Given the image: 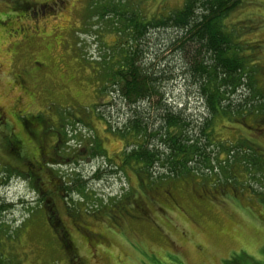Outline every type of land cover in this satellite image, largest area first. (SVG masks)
<instances>
[{
  "label": "rangeland",
  "instance_id": "1",
  "mask_svg": "<svg viewBox=\"0 0 264 264\" xmlns=\"http://www.w3.org/2000/svg\"><path fill=\"white\" fill-rule=\"evenodd\" d=\"M233 1L225 30L247 75L234 93L229 83L221 89L232 110L239 101L250 109L263 104L264 0ZM108 2L0 0V264H233L244 255L264 264V162L220 166L222 153L212 168L177 176L126 157L144 137L158 141L165 109H184L188 120L210 119L215 145L245 139L264 161L263 113L210 118L184 56L191 43L171 30L140 40L157 93L134 102L103 87L105 62L125 44L115 22L98 16ZM131 2L147 19L183 4ZM38 149L60 162L40 164Z\"/></svg>",
  "mask_w": 264,
  "mask_h": 264
},
{
  "label": "trees",
  "instance_id": "2",
  "mask_svg": "<svg viewBox=\"0 0 264 264\" xmlns=\"http://www.w3.org/2000/svg\"><path fill=\"white\" fill-rule=\"evenodd\" d=\"M131 1L115 2V0H111L98 11V16L110 17L109 19L115 22L116 30L123 35V40H125V44L122 43L119 48L115 47L118 49V51L115 50L114 56L116 57L112 61L105 62L108 71L103 77V87L106 82L113 84L114 87L118 86L126 97L134 102L145 100L144 98L150 94L157 93L154 87L155 81H157L154 74L150 73V69L141 63L140 40L151 31L171 30L177 35L179 33L182 38L191 43L193 50L189 53L186 52L184 56L189 60L193 82L196 85L199 84V88H201L204 106L210 118L218 116L231 118L234 115L245 118L247 115L256 116L263 113V117L260 119L264 121V95L260 91L257 98L261 99L263 104L250 106L249 109L244 108L248 103L243 104V101H239L235 109L232 110V103L226 104L231 100L230 97H226L225 91L221 89L222 86L229 83L230 92L234 93L236 89L243 86L247 75L246 60L240 54V47L233 44V37L226 32L224 24L227 15L236 8L240 1L183 0L181 8L160 13L156 15L157 17L152 16L148 19L147 16L141 15L138 3ZM17 4V7H20L19 1ZM21 5L28 8L29 3L25 2ZM95 9L97 10V7ZM257 110L260 111V114ZM164 111L166 121L162 124V130L159 131L160 137L157 135L158 141L152 144L145 141L147 138L144 137V142L137 143L131 153L126 155L127 158L135 159L134 163L141 165L142 169L149 171L150 168L153 169L161 164V169L169 170V173H174L177 176H186L191 172L197 174V170L212 168L214 160L218 161L219 154L222 153H224V157L219 161L220 166L224 162L229 163L230 168L234 165L240 168L248 165L256 167V160L264 162L257 151V146L253 147V144L245 139L237 140V144L227 142L230 143L227 145V143L219 142L215 145L216 141L211 138L209 131L211 127L209 118L203 120L199 117L191 121L185 118L183 113L186 110L184 109L179 110V113L170 109ZM193 122L196 127H199V131L192 135L184 127L189 126L188 123L193 124ZM21 123L25 128L27 119L25 118ZM139 124L131 126L135 135H141L143 132ZM13 148L14 146L11 147V150ZM47 162V164H56V161ZM60 240L63 242L62 247L71 255L70 258H73V246L67 234H64V239L60 238ZM231 263L256 264L257 262L244 255L232 258Z\"/></svg>",
  "mask_w": 264,
  "mask_h": 264
},
{
  "label": "flooded vegetation",
  "instance_id": "3",
  "mask_svg": "<svg viewBox=\"0 0 264 264\" xmlns=\"http://www.w3.org/2000/svg\"><path fill=\"white\" fill-rule=\"evenodd\" d=\"M38 151H39V156H40V159H39L40 164H43V162H47V161H49V163H53L54 161H56V163H58L61 160L60 157L57 155L53 156V154H48V155L44 154L42 149H38ZM52 153H53V151H52ZM58 223L60 224L61 222H58Z\"/></svg>",
  "mask_w": 264,
  "mask_h": 264
}]
</instances>
